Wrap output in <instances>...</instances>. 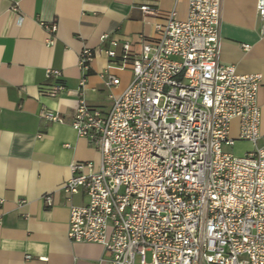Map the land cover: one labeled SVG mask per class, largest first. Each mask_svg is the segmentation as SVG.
<instances>
[{
    "label": "built area",
    "instance_id": "2783aa9c",
    "mask_svg": "<svg viewBox=\"0 0 264 264\" xmlns=\"http://www.w3.org/2000/svg\"><path fill=\"white\" fill-rule=\"evenodd\" d=\"M222 8L223 0H189L185 21L172 10L154 38L139 35V53L128 41H111L103 51L105 86L120 83L112 69L130 67L133 81L107 111L79 103L72 126L100 160L72 165L59 190L70 203L68 238L102 246L111 264H264L261 75H239L221 63ZM257 12L264 20V0ZM99 52L82 50L83 72ZM63 89L52 84L43 94L56 98ZM45 118L63 122L53 112ZM234 120L239 140L254 146L243 157L225 150L236 142ZM82 191L86 204H71ZM44 201L53 207L50 195Z\"/></svg>",
    "mask_w": 264,
    "mask_h": 264
},
{
    "label": "crops",
    "instance_id": "0c3cea01",
    "mask_svg": "<svg viewBox=\"0 0 264 264\" xmlns=\"http://www.w3.org/2000/svg\"><path fill=\"white\" fill-rule=\"evenodd\" d=\"M143 5L156 13L143 14ZM188 9L189 0H0V264H111L102 246L68 238L70 203L59 190L71 178L72 165L100 160L72 126L76 110L82 99L109 110L133 81L130 67L112 69L120 83L105 86L101 74L109 60L103 51L111 41H128L139 53V35L154 38L155 25L167 13L175 10L185 21ZM220 37L222 64L239 75H261L258 146L263 147L264 20L257 0H223ZM84 48L101 51L88 72L79 65ZM48 69L59 71L60 78L48 80ZM52 84L64 87L56 98L43 94ZM47 112L63 122L47 120ZM239 135L240 121L234 120L230 136L236 142L225 150L243 157L254 146ZM48 195L51 208L44 201ZM86 202L82 191L71 204Z\"/></svg>",
    "mask_w": 264,
    "mask_h": 264
},
{
    "label": "rangeland",
    "instance_id": "374dc122",
    "mask_svg": "<svg viewBox=\"0 0 264 264\" xmlns=\"http://www.w3.org/2000/svg\"><path fill=\"white\" fill-rule=\"evenodd\" d=\"M147 260L150 261V255H148Z\"/></svg>",
    "mask_w": 264,
    "mask_h": 264
}]
</instances>
